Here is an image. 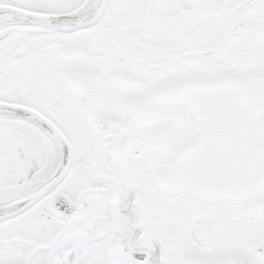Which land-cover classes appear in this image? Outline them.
Segmentation results:
<instances>
[{
	"label": "snow or ice",
	"instance_id": "6c2138e0",
	"mask_svg": "<svg viewBox=\"0 0 264 264\" xmlns=\"http://www.w3.org/2000/svg\"><path fill=\"white\" fill-rule=\"evenodd\" d=\"M0 264H264V0H0Z\"/></svg>",
	"mask_w": 264,
	"mask_h": 264
}]
</instances>
